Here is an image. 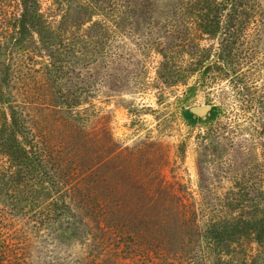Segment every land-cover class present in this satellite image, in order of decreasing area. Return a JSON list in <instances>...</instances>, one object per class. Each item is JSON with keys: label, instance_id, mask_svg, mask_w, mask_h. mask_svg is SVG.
Returning a JSON list of instances; mask_svg holds the SVG:
<instances>
[{"label": "rangeland", "instance_id": "374dc122", "mask_svg": "<svg viewBox=\"0 0 264 264\" xmlns=\"http://www.w3.org/2000/svg\"><path fill=\"white\" fill-rule=\"evenodd\" d=\"M128 1L115 17L112 0H0V91L17 94V76L25 70L21 62L39 60L49 71L53 96H59L57 90L65 95L88 91L87 111L78 115L87 114L89 123L100 117L98 136L105 125L121 152L155 142L149 153L138 150L135 157L141 167L157 170L165 185L181 189L210 216L264 219V28L257 54H236V45L221 54L220 29L202 16L213 14L206 0H153L152 6ZM258 2L264 10V0ZM30 5L39 8L41 25L30 22ZM158 22L188 25L181 29L191 35L189 54L156 52L152 42L166 40L163 29L149 41L142 33L154 31ZM82 29L87 38L79 37ZM72 40L81 52L69 50ZM171 43L176 44L166 40ZM232 81L238 82L247 107L238 117L233 115ZM197 105H207L206 113L198 114ZM77 113L73 109L75 118ZM62 115L67 116L66 110ZM13 127L11 118L0 113V140L11 139ZM21 170L25 174L27 164ZM8 186L13 190L0 185V210L9 215L0 227V243L31 226L38 213L30 204L32 196L40 202L47 198L41 186L36 192L23 182ZM239 232L229 237L225 257L215 264H264V242L256 239L255 230ZM47 233L41 231L45 241L39 250L69 253L63 261L78 256L80 237L71 221L59 218ZM36 235L34 240L25 235L26 243L38 246Z\"/></svg>", "mask_w": 264, "mask_h": 264}, {"label": "trees", "instance_id": "16d2710c", "mask_svg": "<svg viewBox=\"0 0 264 264\" xmlns=\"http://www.w3.org/2000/svg\"><path fill=\"white\" fill-rule=\"evenodd\" d=\"M143 2L152 6L154 1ZM206 2L212 6L208 14H213L202 16L220 29L221 54L229 52L231 45H236V54H257L260 30L264 28V10L258 0ZM129 4L128 0H112L114 16L123 14ZM29 9L30 22L41 25L39 8L30 5ZM181 26L189 28L186 24ZM181 26L158 22L156 32L148 30L142 35L149 41L159 33L157 29H163L161 37L175 40L176 44L153 39L157 53L189 54L191 35L185 34ZM81 32L79 37H88L86 30ZM74 42L77 41L68 43L69 50L81 52ZM30 61L21 62L25 70L17 76V94L10 96L6 90L0 91V113L11 118L15 126L10 130L11 139L0 140L4 149L0 185L12 191L10 183L23 182L30 192L41 186L47 198L40 202L32 196L30 204L36 205L38 213L30 219L31 226L18 229V233L8 235L7 241L0 243V264H215L225 257L229 237L241 229H254L256 239L263 244V218L231 214L222 219L199 209L202 205L190 202L180 194L181 189L165 185L157 170L139 165L136 152L149 153L155 142L148 140L121 152L105 125L101 127L102 136H98L100 117L90 124L87 114L78 115L87 111L88 91L79 89L65 95L57 90L59 96H53L47 67L39 60ZM231 91L237 102L233 115L238 117L247 112L238 82L232 81ZM62 109L67 116L62 115ZM73 109L78 111L77 118ZM55 113L59 116L52 117ZM218 131L216 128L214 132ZM24 164L28 168L25 174L21 170ZM8 216L0 210V227ZM59 218L71 221L80 237L78 256L68 261L63 259L69 253L39 250L44 249L45 241L41 231L46 230L47 236L51 223ZM33 231L34 235L30 233ZM36 234L40 246L26 243L27 237L34 240Z\"/></svg>", "mask_w": 264, "mask_h": 264}, {"label": "water", "instance_id": "95a60500", "mask_svg": "<svg viewBox=\"0 0 264 264\" xmlns=\"http://www.w3.org/2000/svg\"><path fill=\"white\" fill-rule=\"evenodd\" d=\"M198 114L203 115L206 113L208 106L207 105H197L193 108Z\"/></svg>", "mask_w": 264, "mask_h": 264}]
</instances>
